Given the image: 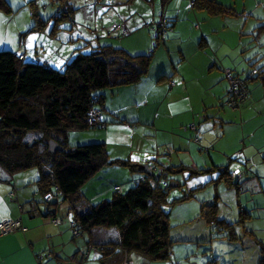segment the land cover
<instances>
[{
	"label": "crops",
	"instance_id": "1",
	"mask_svg": "<svg viewBox=\"0 0 264 264\" xmlns=\"http://www.w3.org/2000/svg\"><path fill=\"white\" fill-rule=\"evenodd\" d=\"M216 1L232 11L210 14L206 9L194 8L188 0L168 2L163 13L173 22L174 29L157 47V36L148 30V25L131 18L123 22L129 28V33L123 36L125 40L115 41L110 36L111 30L105 29L96 31L92 43L85 41L91 50L109 45L123 48L132 56L154 50L148 73L141 80L105 91L101 107L102 120L107 125L105 138L99 140L106 143L110 159L130 158L136 164L155 162L174 166L190 161L196 167L212 164L213 168L228 163V170L243 168L246 174L233 179L230 182L233 186L211 178L216 181L211 186L218 196V216L235 224L237 239L230 240L226 232L200 217V209L177 221L180 228L186 225L184 232L172 234L171 230L173 251L167 262L149 260L133 252H124L118 260L101 259L96 247L116 241L119 234L116 228L93 229L92 238L96 232L108 236L73 251L65 238L70 236L69 223L62 221L55 225L51 217L43 214L36 184L31 185L25 178L17 184L0 167V220L22 217L28 227L25 232L0 233V264H120L125 258L133 264H260L264 246V80L262 77L261 82L252 80L247 85L248 97L233 109L224 105L229 87L224 70L229 68L243 78L247 63L252 62L254 68L258 67L256 61L264 62V0ZM40 47L44 48L43 43ZM75 55L74 51L70 56L66 53L58 58L56 54L49 58L37 55L32 62L40 59L52 67L60 64L63 67L59 69H63ZM220 107L228 109L223 113ZM194 123L195 129L190 127ZM217 123L221 128L215 132ZM71 133L69 141L75 145ZM135 137L154 139L155 149H134L131 141ZM109 147L119 155L112 158ZM128 173L121 185L113 180L122 192L125 184L128 190L141 179L138 171ZM216 175L217 172L213 173ZM87 197V205L100 202L97 197ZM226 201L230 202V208ZM240 208L252 216L245 226L237 223Z\"/></svg>",
	"mask_w": 264,
	"mask_h": 264
},
{
	"label": "trees",
	"instance_id": "2",
	"mask_svg": "<svg viewBox=\"0 0 264 264\" xmlns=\"http://www.w3.org/2000/svg\"><path fill=\"white\" fill-rule=\"evenodd\" d=\"M168 2L162 0L163 7ZM192 6L206 9L210 14L232 11L216 0H193ZM0 9L12 11L7 0H0ZM43 26L45 23L41 22L38 27ZM156 36L157 47L160 37ZM87 41L92 43L93 40ZM153 53L154 50L146 55L132 56L123 48L102 45L87 53L79 51L59 69L27 62L13 50H0V167L12 176L37 168V193L42 195L41 202L44 203L45 194L58 188L63 193L60 199L69 202L68 211H73L74 215L71 222L76 223L80 234L96 228H116L119 233L116 241L96 247L103 260L105 257L118 260L124 252L137 253L153 261L168 260L173 251L172 225L169 212L164 208L168 190L173 185L166 177L187 169L186 166L154 162L155 170L151 175L141 173V179L127 191L115 190L110 199L91 204L86 211L80 212L79 206L85 200L83 185L100 169L119 165L137 173L138 164L130 158L110 159L105 142L74 145L69 141V133L73 130L105 126L103 120L99 124L88 121L91 109L100 107L102 110L104 90L141 80L148 73ZM263 67L254 66L257 75L264 73ZM262 78L264 80V75ZM31 133L36 137L28 141ZM50 140L56 141L61 149L52 151ZM197 170L214 173L217 170L218 179L231 182L229 176L233 170L229 171L228 167L192 171ZM240 170L244 176L245 170ZM61 200H53L50 204L53 211L43 210V214L58 217L53 205ZM218 207L216 195L210 203L202 204L200 217L226 232L230 240H236L235 224L220 218ZM249 216V212L240 208L237 223H243ZM70 227L73 229L71 224ZM246 233L252 234L249 230ZM260 264H264V246L261 247Z\"/></svg>",
	"mask_w": 264,
	"mask_h": 264
},
{
	"label": "rangeland",
	"instance_id": "3",
	"mask_svg": "<svg viewBox=\"0 0 264 264\" xmlns=\"http://www.w3.org/2000/svg\"><path fill=\"white\" fill-rule=\"evenodd\" d=\"M7 1L12 7V11L6 12L0 9V50L8 49L15 52H17L18 50L26 51L27 62L35 61L37 55L39 57L44 56L45 58H49V56L56 54L57 56H55V58H58V56L64 55L66 53H69L70 56L73 51L76 54L79 51L90 52L92 48L90 46H87L86 41L90 39L95 40L96 31L100 32L101 30L109 29L112 32L113 26L115 24L123 23L125 21L124 19L127 18L135 19L139 21V23L144 22V25H148V30L153 31L156 35L157 32L151 29V25L153 22L160 20V14H164L163 12H165L166 8L162 7L161 0ZM188 2H191V0H188ZM169 3L167 4V6L169 5ZM41 22H44L45 26L39 29L38 26ZM54 27H56L55 34H53L52 32L54 30ZM112 34H110V36L114 38L115 41L125 40V37L123 36L117 37L113 32ZM161 41L163 40L160 38V42ZM40 43H43L44 48L40 47ZM160 46H162V43L160 44ZM251 64L252 62L247 63V70H245V75L243 78H246L252 72L253 67L251 66ZM255 64L256 66L261 68L264 62L259 63L258 61H256ZM54 67L60 68L63 66L60 64H55ZM263 75L264 73H259V75L257 76L255 75V79L249 80L247 82V85L252 80L261 82L262 80L259 78H261ZM228 107L225 108L228 109ZM220 108L224 113L225 108ZM229 117L234 119L233 115H230ZM106 125L107 124H105V126ZM105 126L72 131V143H75V145H82L86 143L90 144L103 142L99 139L105 138ZM220 128V123H217V129H215V132H217V130ZM35 137L36 134L31 133L27 136V140L32 141ZM132 141V146H134V149L136 150L149 148L150 151H153L156 147L155 140L151 138L135 137V139ZM109 149L110 152L111 150L113 151L112 153H110L112 158H115L117 155H119V152H117L114 148L109 147ZM211 165L212 164H202V166L196 167L195 165H192L190 161H188L187 164L183 165L186 166L187 169H183L179 172L177 171L166 177L168 183H176V185L172 186L168 190L167 203L164 205L166 211L170 213L169 219L172 225V234H174L173 232L178 233L180 231L184 232L185 230L186 225H182L180 228V225H177L178 220H184L185 216L188 213L190 215H193L195 213L194 211H198L202 208V204L204 202L210 203L214 199L216 194L214 193L213 187L211 185H213V182L216 181H211V178L215 177L218 179L219 171L214 170L217 172L216 176H213L214 172H200L199 170H197L196 172L192 171L196 170V168L213 169ZM112 166H105L106 168L100 169L83 185L82 191L85 192L88 196L97 197L100 201L103 199H110L112 197L113 191L116 190V186L113 180L118 181V184H120V182L123 181L124 174L128 175V172L130 171L129 167ZM179 166H181V164L177 165V167ZM227 166L228 163L222 167L225 169ZM121 172H124V174ZM137 174L139 175L140 173ZM229 177L231 178V182L234 181L233 179H238L231 176ZM23 178L28 180L31 185H35L36 179L38 178L37 168L33 167L15 173L13 175L12 181L18 184L19 180L24 181ZM221 181H223L224 184L227 183L228 186H233V184L227 182L226 179H221ZM126 185L127 184H125V191L127 190ZM203 185L204 187H202ZM30 195L32 194L30 193ZM87 195L84 196V203H81V205L79 206L80 212L86 211L89 205H91H87L86 203ZM39 196L40 199H42V195L40 194ZM233 198H235L234 191ZM61 199H59V201ZM226 203L227 207L230 208V202L226 201ZM68 204L69 202L67 200L64 201L62 199L59 204L53 205V207L56 208L59 212L58 217L62 218L63 223H69L68 230L70 232V236L65 235V238L69 239V242H67V244H70L73 251L77 250L79 247L82 248L84 245L87 246L92 240L97 242L105 239L108 236L107 235L104 237V234L101 235L96 232L94 233V237L96 238L95 239L92 238L90 232L83 231L81 235L75 237L72 233L73 229L70 227L74 215L73 211H68ZM41 205L42 210H44L45 204L41 202ZM249 218L250 216L245 218L244 222L241 223L242 226H245L247 221H249ZM50 219L52 220V218ZM93 251L95 253L98 252V250ZM135 260L136 262H138L139 258H135ZM165 261L167 262V260Z\"/></svg>",
	"mask_w": 264,
	"mask_h": 264
},
{
	"label": "built area",
	"instance_id": "4",
	"mask_svg": "<svg viewBox=\"0 0 264 264\" xmlns=\"http://www.w3.org/2000/svg\"><path fill=\"white\" fill-rule=\"evenodd\" d=\"M193 4V0L191 1ZM151 29L157 32L156 34L158 37H160L162 40L166 38V36L173 31L174 26L173 22L169 20L166 17H163L160 21H156L152 23ZM112 32L117 36H125L129 33V28L126 26L125 23H117L113 26ZM17 56L20 59L25 58V51L18 50ZM38 62L43 66H49L47 62L41 61L38 59ZM225 77L228 81L229 87H228V96L225 101V104L233 109L239 107V105L248 97L249 90L247 86V82L253 77V75L257 74V69L253 68L250 75H248L246 78H242L237 76L231 69H225L224 70ZM174 84V83H172ZM171 84V85H172ZM88 121L90 123L99 124L102 122V110L100 107H94L91 109ZM191 128L195 129L196 125L192 124L190 126ZM238 154V153H237ZM150 168L152 171L155 170L154 164H150ZM231 177L241 178L243 177V172L240 169L233 170L231 172ZM116 191L121 192L122 189L120 186L116 187ZM15 194V189L12 192V195ZM62 192L57 188L55 192H49L45 194L44 196V211L51 213L52 207L51 202L53 200H59L62 196ZM52 222L55 225H58L62 222V219L59 217H53ZM71 226L73 227V234L74 236H78L80 233L76 227L75 222H71ZM18 230L21 231H27L28 227L23 223L22 217L18 218H5L0 220V233L2 235H8L12 234ZM120 264H133L132 260H129L128 258H125Z\"/></svg>",
	"mask_w": 264,
	"mask_h": 264
},
{
	"label": "water",
	"instance_id": "5",
	"mask_svg": "<svg viewBox=\"0 0 264 264\" xmlns=\"http://www.w3.org/2000/svg\"><path fill=\"white\" fill-rule=\"evenodd\" d=\"M49 145H50V149L52 151H54V152L57 151L58 149L59 150L61 149L60 146L54 140H50L49 141ZM137 171L139 173H144V174H147V175H151L153 173V171L150 168V164L149 163H141V164H138ZM171 184L173 186L176 185L175 182H172Z\"/></svg>",
	"mask_w": 264,
	"mask_h": 264
}]
</instances>
